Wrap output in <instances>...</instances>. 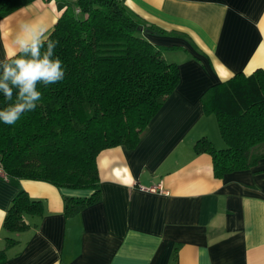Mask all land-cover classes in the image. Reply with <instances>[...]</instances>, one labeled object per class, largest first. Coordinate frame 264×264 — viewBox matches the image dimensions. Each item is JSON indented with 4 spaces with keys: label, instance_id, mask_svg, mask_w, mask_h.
Returning <instances> with one entry per match:
<instances>
[{
    "label": "crops",
    "instance_id": "1",
    "mask_svg": "<svg viewBox=\"0 0 264 264\" xmlns=\"http://www.w3.org/2000/svg\"><path fill=\"white\" fill-rule=\"evenodd\" d=\"M122 1L166 31L149 38L166 46L179 82L134 147L98 153L100 199L80 211L66 215L65 198L89 190L0 176V264H264V157L218 176L212 155L194 150L201 137L224 146L204 94L264 68V0ZM63 8V0H33L1 18L0 62L24 25L48 35ZM20 189L41 212L9 232L3 219ZM7 236L15 241L6 246Z\"/></svg>",
    "mask_w": 264,
    "mask_h": 264
},
{
    "label": "trees",
    "instance_id": "2",
    "mask_svg": "<svg viewBox=\"0 0 264 264\" xmlns=\"http://www.w3.org/2000/svg\"><path fill=\"white\" fill-rule=\"evenodd\" d=\"M32 1L0 0V19ZM63 1L48 37L58 41L55 56L64 79L39 85L42 99L15 125L0 122V165L9 180L89 190L86 197L65 198L64 212L71 215L100 199L98 153L134 147L180 77L178 65L163 55L166 46L149 38L166 31L122 0ZM202 104L215 115L224 146L201 137L194 150L212 155L216 175L250 168L264 157V68L213 85ZM41 208L40 200L20 189L6 210L4 229L24 230V215ZM14 241L7 236L6 246ZM4 256L1 249L0 259Z\"/></svg>",
    "mask_w": 264,
    "mask_h": 264
},
{
    "label": "clouds",
    "instance_id": "3",
    "mask_svg": "<svg viewBox=\"0 0 264 264\" xmlns=\"http://www.w3.org/2000/svg\"><path fill=\"white\" fill-rule=\"evenodd\" d=\"M46 27L24 25L14 41L12 55L0 62V95L6 107L0 109V122L15 125L36 109L42 99L39 85L47 87L64 79L62 61L55 56L58 41L51 40Z\"/></svg>",
    "mask_w": 264,
    "mask_h": 264
},
{
    "label": "built area",
    "instance_id": "4",
    "mask_svg": "<svg viewBox=\"0 0 264 264\" xmlns=\"http://www.w3.org/2000/svg\"><path fill=\"white\" fill-rule=\"evenodd\" d=\"M0 176L6 177V174H5L4 170L2 169L1 165H0ZM151 189H153V188H151Z\"/></svg>",
    "mask_w": 264,
    "mask_h": 264
},
{
    "label": "rangeland",
    "instance_id": "5",
    "mask_svg": "<svg viewBox=\"0 0 264 264\" xmlns=\"http://www.w3.org/2000/svg\"><path fill=\"white\" fill-rule=\"evenodd\" d=\"M216 126V125H215ZM216 128V127H215Z\"/></svg>",
    "mask_w": 264,
    "mask_h": 264
}]
</instances>
